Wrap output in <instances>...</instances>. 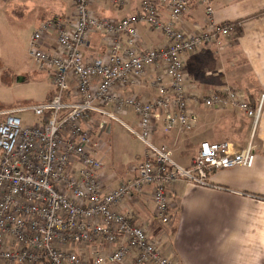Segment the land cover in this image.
<instances>
[{"label":"built area","instance_id":"2783aa9c","mask_svg":"<svg viewBox=\"0 0 264 264\" xmlns=\"http://www.w3.org/2000/svg\"><path fill=\"white\" fill-rule=\"evenodd\" d=\"M69 2L72 19L43 21L29 41V58L50 79L51 99L4 111L0 120V264H173L128 201L151 187L154 217L167 225L172 219V181L209 187V172L249 168L254 150L251 143L237 150L230 142H203L191 165L183 167L168 146L154 142L156 121L160 119L167 132L189 131L199 107L232 109L251 119L255 131L264 95L252 106L235 89L199 95L188 88L185 57L221 48L236 34L232 23L215 20L212 0H199L206 21L194 31L182 24L192 0H141L135 14L118 21L94 15L92 0ZM127 2L113 0L118 6ZM160 3L169 7L165 22ZM140 23L159 32L163 45L140 46ZM93 33L103 37L107 49L88 60L84 52ZM152 69L163 71L151 83L154 98L119 90L137 85ZM26 110L37 120L32 125L18 116ZM130 110L136 126L123 120ZM110 122L139 140L144 156L133 177L106 189L93 128L106 129Z\"/></svg>","mask_w":264,"mask_h":264},{"label":"crops","instance_id":"0c3cea01","mask_svg":"<svg viewBox=\"0 0 264 264\" xmlns=\"http://www.w3.org/2000/svg\"><path fill=\"white\" fill-rule=\"evenodd\" d=\"M23 1L26 5H23ZM23 1L15 0L17 7L25 13V18H21L22 23L13 21L19 20V14L10 18L0 17V36L5 33L11 37V40L6 38L2 43L6 60L11 56L10 60L19 59V54L29 58L31 35L50 16H60L68 21L74 15L73 7L64 0H42L41 3L36 0ZM140 2L128 0L126 4L118 6L113 0H92L90 8L99 18L118 21L135 14ZM212 6L215 20L218 23H232L238 38L233 40V44L226 43L221 48L208 47L188 54L185 57L188 88L191 93L199 95L235 89L245 94L251 105L255 106L260 95L264 94V0H212ZM160 13L162 21L169 19L166 3H160ZM182 20L189 31L205 24V9L199 0H192ZM10 21L13 23L9 24ZM138 30L137 42L140 46L163 45V36L145 23H140ZM122 40L123 47H126L125 35ZM19 43L18 54L14 45ZM50 43L53 44V41ZM106 49L103 37L93 33L84 55L91 60L103 55ZM22 69V64L5 67L2 62L0 79L4 71L20 72ZM162 75L161 69H152L137 85L119 90L128 95L152 99L156 96V90L151 83L155 77ZM164 80L167 82L168 77ZM44 81L47 88L40 89L43 97L36 104L50 100L53 95L47 74ZM125 118L136 126L132 110ZM110 123L102 138L114 142ZM253 131L252 120L232 109L213 111L199 107L196 123L189 131L174 129L167 132L161 120L156 121L154 142L168 146L175 161L183 167L191 165L203 142H230L237 150L251 143L254 150V162L249 168L237 166L209 172V187L181 180L172 181L168 185L172 219L167 225L154 217L151 187L146 188L141 197L128 201L127 206L138 210L142 221L149 225L152 239L162 252L171 257L173 264H264V106L260 122ZM120 136L115 139L111 150L102 153L101 145L95 150L97 157L103 160L100 175L106 189L116 188L119 183L131 178L134 173L131 175L130 163L137 161L139 164L144 156L143 144L139 150L124 147Z\"/></svg>","mask_w":264,"mask_h":264},{"label":"rangeland","instance_id":"374dc122","mask_svg":"<svg viewBox=\"0 0 264 264\" xmlns=\"http://www.w3.org/2000/svg\"><path fill=\"white\" fill-rule=\"evenodd\" d=\"M23 1V0H22ZM39 3H41L42 0H36ZM66 3L70 4L69 0H64ZM23 5H26V3L23 1ZM15 0H0V17L6 16L7 18L14 17L19 14V20L14 19V22H19L22 17L25 18V13L23 14L21 12V9L17 7ZM58 17V16H55ZM60 17V16H59ZM54 18V16H50L49 19ZM48 20V19H47ZM13 21H10L9 24H12ZM7 24V25H9ZM8 38L11 40V37L9 35H6L5 33L3 36H0V57L4 53V45L2 46L3 40H6ZM238 34H235L233 39H237ZM233 44V40L231 42ZM19 47L20 43L14 45V49L16 50V53L19 54ZM19 59L15 58V60H10L12 58L9 57L8 60H6L7 56L3 57L0 61V63L3 62V65L5 67L8 66H18L22 64L23 69L20 72L16 71H4L3 72V78L0 79V120L4 116V111H7V109H19V108H24V107H29L33 104H36L38 102V99L43 97L42 90H46V81L45 80V72L42 70L38 69L35 64L32 62L31 59H29L26 55L24 54H19L18 55ZM5 59V60H4ZM22 62V63H21ZM45 73V74H44ZM43 79V81H42ZM50 90H52V87H49ZM264 95V94H262ZM18 116H20L25 124L32 125L34 124L37 120L33 116L31 111H23L19 112ZM123 119V118H122ZM126 118L124 117V121L129 123L130 125H133L129 120H125ZM112 124V134L111 138L113 139L114 142H109L107 138H102L103 133L106 132L105 129H99L98 127L93 128L94 133H93V142L96 146L95 150L99 149V146L101 145L103 149L101 150L102 153H104L106 150H111L115 144V139L117 136L121 135L120 138L122 137V144L124 147H129L135 150L142 149V143L139 140H134L130 136V132L123 126L119 125L118 123L111 122ZM105 137V135H104ZM138 141V142H137ZM240 144V143H239ZM110 147V148H109ZM173 159L175 157L173 156ZM102 160V159H101ZM103 161V160H102ZM177 161V160H176ZM139 164H137V161H133L130 163L129 168H131V175L132 177L136 173V168ZM133 207V206H130Z\"/></svg>","mask_w":264,"mask_h":264},{"label":"trees","instance_id":"16d2710c","mask_svg":"<svg viewBox=\"0 0 264 264\" xmlns=\"http://www.w3.org/2000/svg\"><path fill=\"white\" fill-rule=\"evenodd\" d=\"M240 34V33H239Z\"/></svg>","mask_w":264,"mask_h":264}]
</instances>
